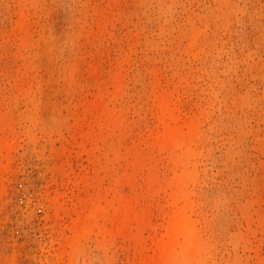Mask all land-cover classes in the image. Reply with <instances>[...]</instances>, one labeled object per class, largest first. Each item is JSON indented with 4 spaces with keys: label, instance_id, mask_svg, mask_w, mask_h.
<instances>
[{
    "label": "rangeland",
    "instance_id": "374dc122",
    "mask_svg": "<svg viewBox=\"0 0 264 264\" xmlns=\"http://www.w3.org/2000/svg\"><path fill=\"white\" fill-rule=\"evenodd\" d=\"M0 264H264V0H0Z\"/></svg>",
    "mask_w": 264,
    "mask_h": 264
},
{
    "label": "bare ground",
    "instance_id": "6f19581e",
    "mask_svg": "<svg viewBox=\"0 0 264 264\" xmlns=\"http://www.w3.org/2000/svg\"><path fill=\"white\" fill-rule=\"evenodd\" d=\"M179 232V231H178Z\"/></svg>",
    "mask_w": 264,
    "mask_h": 264
}]
</instances>
